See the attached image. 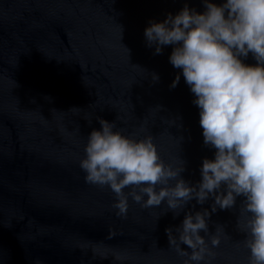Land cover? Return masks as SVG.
Returning <instances> with one entry per match:
<instances>
[{
	"label": "water",
	"instance_id": "water-1",
	"mask_svg": "<svg viewBox=\"0 0 264 264\" xmlns=\"http://www.w3.org/2000/svg\"><path fill=\"white\" fill-rule=\"evenodd\" d=\"M185 6L206 11L204 0H0V264H185L165 230L178 235L186 214L204 210L200 234L210 248L218 234L220 245L199 264H249L237 227L243 197L215 212L213 197L192 199L178 215L166 201L142 208L129 197L118 216L115 194L86 183L79 167L102 118L152 136L161 160L183 167L180 178L201 181L216 150L204 144L196 97L169 61L175 45L156 54L144 34ZM240 59L257 63L252 53Z\"/></svg>",
	"mask_w": 264,
	"mask_h": 264
},
{
	"label": "clouds",
	"instance_id": "clouds-1",
	"mask_svg": "<svg viewBox=\"0 0 264 264\" xmlns=\"http://www.w3.org/2000/svg\"><path fill=\"white\" fill-rule=\"evenodd\" d=\"M204 3L205 12L185 6L174 17L169 14L164 22L151 23L144 33L148 45H156V54L162 52L161 46L175 45L169 61L182 69L196 97L204 144L216 150L214 159L203 160L198 185L180 178L182 166L174 168L161 160L152 136L124 135L123 130H114V122L102 118L101 130L94 129L87 137L79 167L86 183L108 186L115 194L118 216L127 214L129 197L142 208L166 201L177 215L192 199L203 204L213 197L215 212L217 206L233 208L237 197H243V226L239 217L237 227L245 236L249 264H264V0ZM249 53L255 65L240 59ZM179 79L177 75L172 87ZM125 188L131 190L125 193ZM209 217L208 210L188 213L175 229L178 235L172 228L165 230L169 245L188 257L185 264L215 258L211 249L219 247L220 236H209L210 248L200 234H208ZM222 230L217 226L216 233Z\"/></svg>",
	"mask_w": 264,
	"mask_h": 264
}]
</instances>
